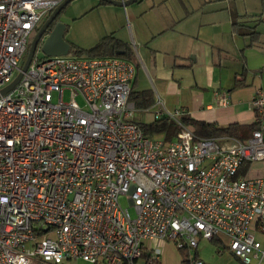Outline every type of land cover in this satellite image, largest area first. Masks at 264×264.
I'll list each match as a JSON object with an SVG mask.
<instances>
[{
    "label": "built area",
    "instance_id": "2783aa9c",
    "mask_svg": "<svg viewBox=\"0 0 264 264\" xmlns=\"http://www.w3.org/2000/svg\"><path fill=\"white\" fill-rule=\"evenodd\" d=\"M64 1L0 0V92ZM135 77L121 57L36 52L0 95V264H162L167 244L192 251L220 235L243 264H264V179L238 175L264 162V91L248 140L199 137L176 113L181 131L167 141L134 121Z\"/></svg>",
    "mask_w": 264,
    "mask_h": 264
},
{
    "label": "crops",
    "instance_id": "0c3cea01",
    "mask_svg": "<svg viewBox=\"0 0 264 264\" xmlns=\"http://www.w3.org/2000/svg\"><path fill=\"white\" fill-rule=\"evenodd\" d=\"M135 4L125 7L122 36L114 29L105 38L111 37L114 54L135 66L132 92L152 94L153 106L136 110L137 124L154 122L156 114L164 118L176 113L178 120L188 117L222 128L256 124L253 98L264 91V0ZM218 94L228 96L226 106L218 104ZM147 113L151 119L142 121L140 116ZM245 165L241 177L264 179V162L241 169ZM193 257L199 258L197 253Z\"/></svg>",
    "mask_w": 264,
    "mask_h": 264
},
{
    "label": "rangeland",
    "instance_id": "374dc122",
    "mask_svg": "<svg viewBox=\"0 0 264 264\" xmlns=\"http://www.w3.org/2000/svg\"><path fill=\"white\" fill-rule=\"evenodd\" d=\"M131 6H136V4L134 3L128 7ZM127 8L104 4L101 0H72L62 10L57 19V23H61L66 27L64 39L71 45L70 55L78 57V55H75L76 51L83 53L89 51L98 41L112 34L114 29L119 32L116 36L121 37L122 15L125 16ZM50 14L44 18L39 27L42 26ZM41 44L37 51V56L39 57L44 56L41 52ZM24 63L25 61L22 63V67ZM18 74L15 75L13 80ZM151 117L152 115L149 113L140 116L142 121H148ZM120 205L123 208H129L131 215H135L134 208L130 205L126 196L120 197ZM218 238L220 239L219 241L202 240L199 248L193 250L191 254L195 256L197 253L199 258L206 264H243L226 249L227 237L220 235ZM261 242L264 245V240ZM183 255V251H180L173 243H170L164 248L161 262L162 264H179L183 259ZM76 264L90 263L79 260Z\"/></svg>",
    "mask_w": 264,
    "mask_h": 264
},
{
    "label": "trees",
    "instance_id": "16d2710c",
    "mask_svg": "<svg viewBox=\"0 0 264 264\" xmlns=\"http://www.w3.org/2000/svg\"><path fill=\"white\" fill-rule=\"evenodd\" d=\"M38 31H39V28L31 36L30 44L32 43ZM253 34H256L255 31L250 33V35H253ZM110 44H111V37H107V38L102 39L96 46L91 48L89 51L85 53L76 51L75 55L95 57V58L96 57H115V55L117 54L113 53V51L110 48ZM118 55L117 57H119ZM152 98H153L152 94L150 93H143L141 95V94L133 93L131 91L129 101L131 103H134L136 110L144 111V110L150 109L153 106ZM180 122L184 126L191 127L194 130L195 134L199 137H203V138L232 137L240 141L248 140L251 137L253 131L258 128V124H253L249 126L232 124L228 127L222 128L214 124L195 121L188 117L182 118ZM138 125L145 135L163 136L167 141H172L175 138H177L181 131V128L178 126V124L169 117L160 118L149 124H138ZM247 167L248 165L247 166L245 165L243 169L240 168L238 175L242 176L246 172ZM219 240L220 239L217 237V238H213L211 241H219ZM183 252H184V255H183L182 260L185 261L189 257V254H188L189 251H183Z\"/></svg>",
    "mask_w": 264,
    "mask_h": 264
},
{
    "label": "water",
    "instance_id": "95a60500",
    "mask_svg": "<svg viewBox=\"0 0 264 264\" xmlns=\"http://www.w3.org/2000/svg\"><path fill=\"white\" fill-rule=\"evenodd\" d=\"M72 0H65L62 4H60L53 13L47 18V20L42 24L39 28L38 33L30 44V48L28 51V55L26 61L22 67V71L17 75L14 81L1 90L0 95H6L9 93L20 81L22 75L25 71H27L30 66L36 52L38 51L39 45L46 33H49L48 36L43 40L41 44V52L46 57H58V56H67L70 54L71 45L65 41V29L66 27L57 23L52 31H49L50 25L55 21V19L59 16L62 10L71 2ZM104 2L113 4L119 7H128L138 0H128L126 2H117L114 0H103Z\"/></svg>",
    "mask_w": 264,
    "mask_h": 264
},
{
    "label": "flooded vegetation",
    "instance_id": "af4514ba",
    "mask_svg": "<svg viewBox=\"0 0 264 264\" xmlns=\"http://www.w3.org/2000/svg\"><path fill=\"white\" fill-rule=\"evenodd\" d=\"M58 17L55 19V21L50 25V27H49V31H52L53 30V28L55 27V25L57 24V22H58ZM48 34L49 33H46L45 35H44V37H43V39H42V41L48 36ZM42 41H41V43H42Z\"/></svg>",
    "mask_w": 264,
    "mask_h": 264
}]
</instances>
